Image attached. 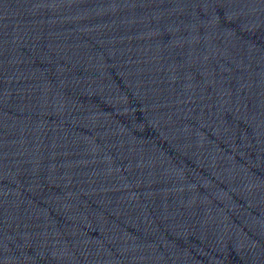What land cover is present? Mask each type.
<instances>
[{"label": "water", "instance_id": "obj_1", "mask_svg": "<svg viewBox=\"0 0 264 264\" xmlns=\"http://www.w3.org/2000/svg\"><path fill=\"white\" fill-rule=\"evenodd\" d=\"M0 264H264V0H0Z\"/></svg>", "mask_w": 264, "mask_h": 264}]
</instances>
